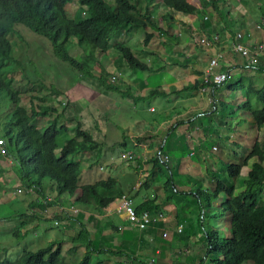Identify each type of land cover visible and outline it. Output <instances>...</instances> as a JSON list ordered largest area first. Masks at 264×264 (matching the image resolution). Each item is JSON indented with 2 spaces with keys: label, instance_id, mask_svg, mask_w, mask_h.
<instances>
[{
  "label": "rangeland",
  "instance_id": "1",
  "mask_svg": "<svg viewBox=\"0 0 264 264\" xmlns=\"http://www.w3.org/2000/svg\"><path fill=\"white\" fill-rule=\"evenodd\" d=\"M106 1L111 6H115L113 0ZM226 1L229 3L236 2V0ZM243 1L253 8L256 5V0ZM149 6L152 7L151 11L154 14L168 13V9L162 0H141L136 4L137 11L140 14H151L149 11ZM230 7L232 10L234 9L233 12H237L236 7L234 8V6L231 5ZM79 8L80 5L78 0H71V2H69L66 7L68 17L74 18ZM207 10L205 11L206 13ZM210 11L211 10L208 12L210 13ZM174 14L183 13L175 12ZM85 16L86 15L84 14L83 17ZM148 23L150 25H154L150 21ZM183 28L179 27V29L185 34V36L183 35L181 38L178 37V34L175 32L174 28L173 30L170 29L167 31L165 36L170 37L169 39L172 41V43L178 45L180 42H183L186 37V29ZM175 29L177 31L176 26ZM136 31L137 35L134 37L135 40L134 38L131 40V46L135 53L140 55L139 59L141 62H144L147 67L150 66L153 68V72L131 68L122 58L121 53L115 48H112L110 55H107V53L102 54L96 47L78 46V40L74 38H72L71 42L68 43V47L72 56L80 60V62H83L86 66H88V68H90V70L97 72L98 74L96 77L102 75L116 87L115 89H107L103 84L97 81L96 78L93 79L87 76L81 77V75L78 74L77 69L71 67L67 63H63L62 60L56 56V54L53 52L52 44L47 38L32 32L20 24L16 25L14 32L8 36L14 48L12 53L14 60L6 66V78L13 80L12 88L19 92L21 99L20 104L24 105L27 108V111L30 112L32 107L30 98L33 97V95H38L42 97V99L37 101V105H40L42 102H44L47 106H53L54 110H52L53 112L51 114V118L53 115H58L60 124L64 122L65 126L68 128L79 124L81 129L88 130L95 139L99 141H107V146L102 149V154L100 156V159H102L104 163L99 165L100 167L98 168L89 170L88 175L85 174L84 179L81 178V184L91 183L93 182V179L105 177L106 175L118 178V180L123 183V178H126L125 175L130 173L132 175H136L135 172L139 165L143 167L145 164H147L140 161V159H149L147 157V143L151 142V134H149L151 133V129L153 130V128L150 127L151 124L158 133L163 134V132H165V136H162V138H166L168 144L164 150L167 152V155L169 154L171 157V163H174V160L177 156L178 158L182 159V151H185L188 144L189 146L186 149V152H188L190 146H196L195 144L198 143V145L195 147V156L191 158L193 161L191 164L195 168L198 167V171L200 172V177L198 176V179L201 180L202 191L209 193L214 189L213 177H216L217 174L212 170L215 168V161L220 162L219 166L216 165V172L221 171L222 173L219 174L217 178H223V181L228 187L234 185L236 187V192L243 190L245 186L241 184V180L248 178V170H250V167H246L242 170L240 176L241 178L239 179H231L228 176L227 170L223 169V162H226L225 157L228 156H231L234 161H239L234 158L235 144L227 142L224 136L220 137L219 135H214L213 133L202 134L200 132L202 127L199 125L200 122L204 124H208L210 122L207 116H201L195 119L194 123H197L195 125H197L198 129V133L196 132L195 134L196 140H194L197 141L196 143H194L193 140L189 141L190 139L187 140L185 138V141H181V145L183 146L182 148L178 149L177 152H169V149L172 150L176 145V128L175 125L171 126V124L176 121H180L181 118L179 116V111L183 112V109H189L192 104L196 105L201 103H203V110H205L208 106V100L209 102L212 100L210 103L211 108L213 101L215 99L219 100V90L225 88L228 82L231 84L234 83V76H231V78H229L230 81L228 80L221 88L215 91L212 99L210 94H201L199 90H197V92L189 90L185 92L184 95L175 94L173 89H178L184 85V83L175 84L177 72L183 73L182 78L186 76V71L189 72L188 68L185 72L184 69L181 68L187 67L190 64V60L186 57L184 47L179 45L177 46V49L171 51L173 49L172 43H163L164 38L160 35H155V33L150 29L138 28ZM122 34L123 32H121L120 35L115 38L112 43L113 45L121 44V39L118 38ZM129 35H131V33ZM148 35H151L150 40L145 41ZM123 36H121V38ZM199 36L196 37V42L199 39ZM149 41L151 42L148 44ZM215 49L216 47L214 45L210 47V50L213 52ZM174 51L181 53V55H178L177 52ZM171 56H178L179 58ZM206 56L207 55H201V59L203 60L201 63V68L206 67L208 64L209 56ZM160 60L163 65L156 66ZM171 64L179 66H171ZM162 72H165V76L161 74ZM113 75L116 76L115 79L112 78ZM150 88H158L159 90L166 91V93L162 95L154 94L151 92ZM144 90L149 91L146 96H144L142 93ZM163 95H165V97ZM134 97H141L144 99L141 100ZM225 98H227L226 102L229 104L232 102V98L227 97L226 94ZM151 105L156 107V111H151L150 108L153 107ZM236 105L237 103H235V106ZM230 108L231 107H229V109ZM10 109L11 103L6 93L0 94V137L4 138L5 140L6 138L3 136V127L4 125H12V123L9 122ZM220 109L222 110V108ZM217 116H219L220 119L217 118ZM250 119H252V117ZM48 120L49 119H47L46 116H40L34 119V123H37L40 127L48 126ZM220 120L222 122H229L230 120L232 121V118L229 114L225 116L222 114H215V121L219 122ZM168 121L172 122L168 123ZM249 124L254 125L253 119L249 122ZM215 128L216 127H213L212 130H215ZM233 128L234 125L231 123L229 125V129L225 130L217 128L216 132H219L221 135L225 134V136H227L228 134L232 133V130H234ZM169 130L172 131L171 134H169ZM254 131V129L250 131L253 132L251 133L252 138L255 137ZM261 131L262 130L260 129L258 133L261 134ZM247 132L249 133V131ZM132 133L138 134V136L141 135L140 143H142L138 147V154L134 160H132L130 155H124V152L119 151L120 147L118 146L120 145V142L123 140L124 136H129V141L133 143V140L136 139V136ZM70 135V141L72 142L75 140L74 132L70 131ZM235 139L242 142V139H239V136ZM158 140L159 142L161 141V139ZM253 140L254 139H251L249 142H252ZM66 141L67 140L65 139L64 135L59 137V143L61 145L66 143ZM135 145L138 146L139 144ZM213 145L220 146V150L223 152L222 157L220 155L219 149L216 148L217 151H213L210 148ZM5 147L8 151V154L12 155L7 140ZM58 151L59 149L57 150V154ZM120 152L121 159L118 158ZM217 152H219V154H217ZM89 155V152H87V154L76 155L73 157V160L80 162L83 170H85L87 169V158ZM205 155L208 157L211 156L212 159L210 160L209 158H206ZM0 156V164L3 168H7L6 173H8V175H0L3 177L2 182L5 185V190L3 189L0 191V204L8 203L9 201L14 202V207L11 208V213L9 208L1 209L0 213L6 217H16V215L19 213L25 214L27 210L26 203H22V200L34 195L35 189L37 188L26 190L22 184L19 185L18 183L20 177L18 173H16V171H14L12 168L13 162L11 157L2 155ZM183 156L184 161L186 163H190V160L186 158V155ZM216 158H219V160H216ZM150 160L151 159H149V161ZM170 162L168 165H171ZM194 162L199 163V166H197V164ZM141 163L143 165H141ZM155 173L157 174L156 171ZM148 178H150V176L147 177V180ZM147 182L150 183V181ZM42 183L43 190L47 195H53L54 198L59 197L58 193L56 192L55 185L50 180L44 179ZM163 189V184L156 186V191L160 190L163 196H172L171 192H164ZM31 193L32 195H30ZM77 193L79 194L80 190H78ZM221 194L222 195L217 197L215 200L212 199V203L210 205H207L203 197H199L201 203H199L197 200L198 197H189L185 199V202L187 203L184 204V214H182L181 211H179L178 214L173 213L174 211L169 214L173 217L180 215L179 219L182 218V220H185L186 228L185 232L183 233L177 232V223H171L170 220H166L167 212H164L165 218L160 222L164 221L168 229L172 231L170 236L171 243H163V245L167 248L166 255L168 260L165 261L166 264H183V262H187L189 264H211L210 257L207 254L208 245L206 230L217 231L221 239L229 238L232 234L230 215L228 212L224 211V206L222 203V199L225 197V194ZM146 195L152 198L153 192L148 193L146 190L142 189L139 194L136 191L132 193V200L134 201L135 208H140ZM50 198L51 202L55 200L53 197ZM63 198L69 199V196L65 194L63 195ZM176 199L177 198L173 200ZM224 202L227 203V201ZM115 204H117L118 207L120 205V199L117 200ZM51 207L52 206H49V209L42 212L38 211V215L42 218H24L23 220L26 222V225H24V222L21 219L1 220L0 257L8 258L15 262L20 258L23 252L38 251L39 249L46 247L48 242L57 236L60 239L63 238L64 241L61 243L62 254L59 264L80 263L84 254H80V250L78 249L72 250L71 248L68 250L65 245H67L68 236H76L77 231L81 227L79 226L77 220H80L81 224L85 222V220L83 218H78L77 220L73 221L68 220V222L59 215L54 216L57 214L58 204H55V207ZM222 209L223 215L221 214ZM202 214V219H200V215ZM76 215L83 217L82 212H79ZM57 218H61V220ZM123 218L126 220L125 217ZM191 218L193 219L191 223L192 225L189 223ZM57 220L59 221V225L55 224V221ZM124 223L129 224L128 221H124ZM67 226L72 227L68 229ZM131 227L132 229H136L139 232L142 231L138 226L131 225ZM58 228H60V230H58ZM16 230L24 235V237L17 238L14 236ZM108 231L112 233L114 232V229L110 227ZM131 246L132 245H125L124 247L126 251H122L129 252V254H124V257L119 256L118 254H113L112 256L118 255V258L116 259L115 257H112L111 260H118L119 264H142L135 258L129 257V255H132L130 254V251L134 252L130 248ZM134 249L136 250L135 247ZM137 252L139 251H136V253ZM149 252L150 251L147 253ZM154 258L156 257L154 256ZM90 261L91 264H96V260H93L92 256ZM143 261L146 264H150L151 258H144ZM155 264H164V258L160 259V261H158V263L156 262ZM243 264L252 263L244 262Z\"/></svg>",
  "mask_w": 264,
  "mask_h": 264
},
{
  "label": "trees",
  "instance_id": "2",
  "mask_svg": "<svg viewBox=\"0 0 264 264\" xmlns=\"http://www.w3.org/2000/svg\"><path fill=\"white\" fill-rule=\"evenodd\" d=\"M113 1L115 3L114 7L108 4L106 0H81L80 4L86 7L85 11L88 16L86 18L81 16L84 12L81 7L74 18H69L65 7L70 0H0V94L6 93L11 103L9 122L12 123V125H4L3 136L10 146L13 157L12 168L18 172L19 180L24 189H29L31 186L38 187V190L35 189L34 195L37 196L34 197V200H39L40 196L44 200L46 199L47 194L43 193L42 182L44 179H48L55 185L59 197L66 194L70 198L75 196L76 191L80 190V193L76 195L75 199L71 200L69 205L94 215L101 214L103 210L125 195L122 182L110 175L95 178L91 183H80L81 178L84 179V175H88L89 170L98 168L99 165L104 163L100 156L105 142L97 141L88 130L81 129L79 124L68 128L65 124H59L57 117L51 118L50 115L48 118L47 114L51 111V106H47L44 102L37 105V101L42 99L38 95H33L30 98L32 107L30 112L27 111V108L20 104L19 92L12 88L13 80L6 78L5 68L7 64L14 60L12 55L14 48L8 36L14 32L16 25L20 24L47 38L51 42L56 56L62 62L77 69L81 77L96 78L109 90L116 87L102 75L96 77L97 72L90 70L88 66L70 54L68 42L71 38L77 39L80 46L91 45L103 51L115 48L131 68L147 71V65L136 58L129 47L124 46L122 43L115 45L112 43L121 32L146 28L147 23L145 20L151 21V17L143 16L145 20L139 18L140 14L137 11L136 4L140 0ZM162 2L168 9L167 14L179 12L184 15L196 16L200 20L202 28L205 26L204 24L208 23L204 19L205 11L207 9L211 10L213 14H216L222 20L224 31L227 28L230 30L231 27L235 29L232 32L233 38L236 36L235 26H243L242 23L231 24L230 12L227 10L229 3L226 0H199L200 8H196L186 0H162ZM170 29L173 30V27H170ZM150 37L151 35H148L145 41L150 40ZM258 71L264 72V68L261 67ZM199 87L200 84L194 83L186 90L197 91ZM227 89L232 92L242 91L246 100L240 109H249L245 112L248 113L247 117H252L256 128L260 129L264 126V87L260 91H254L246 86L243 79H240L237 82L228 84ZM221 104L223 105L224 102ZM214 106L217 107L216 104ZM231 111L236 112V109L231 107ZM213 112H216V109ZM40 116H46L49 119L48 126L40 127L37 123H34V119ZM243 119L245 118L243 117ZM70 130L74 132L75 137L72 142L70 141ZM61 135H64L67 140L62 145L59 143ZM58 149L59 155H57ZM220 149L219 152L222 156L223 152ZM235 149L242 156L239 157L238 152L237 154L235 152L234 158L239 160L238 162L234 161L231 156L225 157L226 162H223V169L227 170L231 179H239L244 167L249 166L251 161L253 162L249 166L248 178L241 180V184L245 186L243 190L236 192L234 185L228 187L223 178L217 177H213L214 189L209 193L202 191L201 187L191 188L193 197H203L207 205L212 203V199L215 200L222 195L221 193L225 194L222 203L224 211L230 215L232 234L229 238L221 239L217 231L206 230L207 254L210 257L211 264H243L244 262L264 264V137L257 139L252 145L235 144ZM131 150L134 151V154H138V149L133 144L130 146L128 141L120 143L121 152ZM87 152L90 154L87 158L88 170H83L80 162L73 160V157L87 154ZM118 158L121 159V154ZM150 164H152L153 173L157 172L158 179L163 184L164 192L172 193V196L165 195L164 204L180 196L181 193H178L175 187L176 180L171 165H164L155 157L151 158ZM4 174L5 168L0 164V175ZM2 179L3 177L0 176V191L5 190ZM147 181L150 180L143 182L139 188L148 191L151 185ZM153 181L155 182V180ZM59 197L55 198L56 201H49L46 204L59 203ZM27 199L22 200V203ZM224 201H227V203ZM46 204H43V206L46 207ZM164 204H158L155 198H149L142 203L138 210L147 209L153 212H164ZM61 206L67 205L63 204ZM13 207L14 202L12 201L0 204V212L1 209L9 208L11 213ZM29 212L30 208H27L25 214L19 213L16 217H6L0 213V220L21 219L24 221V218L29 217ZM221 214L223 215V209ZM58 215L65 220H67V217H72L68 211H58ZM15 236L17 238L24 237L18 230H16ZM62 241L63 238L60 239L56 236L48 242L46 247L38 251L23 252L15 262L0 257V264H57L62 254ZM70 241H72V250L80 247L84 248L83 259L78 264H91L92 253L98 252L92 249V242L86 227L81 226L76 236H71ZM108 253L110 255L117 254L116 252Z\"/></svg>",
  "mask_w": 264,
  "mask_h": 264
},
{
  "label": "crops",
  "instance_id": "3",
  "mask_svg": "<svg viewBox=\"0 0 264 264\" xmlns=\"http://www.w3.org/2000/svg\"><path fill=\"white\" fill-rule=\"evenodd\" d=\"M186 1L188 3H190L191 5L195 6L196 8H200L199 0H186ZM255 4L256 5L253 8L249 5H246V2L243 0H236L235 3L230 2L228 4L229 6L227 7V10L230 12V16H231V24H235V23L236 24H241V23L243 24V26H240V25L235 26L236 27L235 34H237L238 32H242V34L244 36L243 42L246 44H251V45H256L257 43L264 41V24L261 25V23H260V19L264 18V14H262V12H264V0H256ZM230 5L234 6V8L235 7L237 8L236 13H235V11L233 12L234 9L232 10ZM151 10H152V7H151ZM208 11L209 10H207V13L205 14V17L208 18V20H207L208 23L204 24L205 26L203 28L201 27L200 20L196 16H192V15H188V16L184 15L183 16V14H154L153 13V14H140V16H139V18L141 20H145V18L143 16H146V17L150 16L151 17L150 22L153 23L154 25H150L148 23L149 21L145 20L147 23L146 29H150L151 31H153L155 33V35H160L161 37H163L164 38L163 43H168V44L172 43V41L169 39L170 37L165 36V33L170 30V27H173L175 32H177V34L179 32H182L184 36H185L184 32L181 31L179 29V27H182V28L184 27L183 29H186L185 40L183 42H180L178 45H175L172 43L173 49L171 51L177 49V46H179V45H182L184 47L186 57L190 60V64L187 67H181V66L180 67L184 69V72L188 68L189 72L186 71L187 72L186 76L183 78H182L183 73L177 72L176 77H175L176 78L175 84L176 83H181V84L184 83V85L179 87L178 89H173V91L175 92V94H179V95L183 94L184 95L185 92H187L186 88H188L191 84L198 83V85H199L200 84V76H201L202 71L204 69V67L201 68V63L203 62V60L201 59V55H207L206 57H208V56L210 57L216 51H224L225 52V63L226 64L237 65L236 68L233 70V72L230 75V78H231V76H234V82H237L238 80L243 79L246 86L249 89L254 90V91H260L264 87V72H261L258 70L246 71V70H243L241 68V63L244 62V59L241 57V55H239L238 53H235L231 49V45L233 46V44L235 42V37H236V36L234 38L232 37V32L234 31V28L231 27L230 30H229V28H227L224 31V28H223L224 24H223L222 20L220 19V17H217L216 14H213L211 11L209 13ZM170 16H171V18H170ZM175 26L177 27V31L175 29ZM130 33H131V35H129ZM203 34H219L220 36H222L224 38L226 43L222 42L221 45L219 47H216L215 51L213 52L209 48L202 47L196 43V37L199 35L201 36ZM136 35H137L136 30L124 31L123 34L121 35L123 37L121 38V36H120L118 39H121V43L124 46L129 47L132 50V52L136 58H140V55L136 54L135 51L133 50L132 46H131V40ZM227 37H229V41L226 39ZM134 40H135V38H134ZM248 42H250V43H248ZM174 52H177V51H174ZM110 53H111V50H109L107 52V55H110ZM177 54L181 55V53H179V52H177ZM171 57L179 58L178 56H171ZM262 59H263V63L261 64V67L264 68V56L262 57ZM162 65L163 64H162L161 60H160V62H158V64H156V66H162ZM171 66H179V65L171 64ZM148 68L149 69L147 71H151V72L154 71V69L151 68L150 66H148ZM161 74L163 76H165V72H162ZM189 82H191V83H189ZM227 84H231V83L228 82ZM227 84H226L225 88L219 90L220 91L219 100H216L214 98L215 99L214 103H217L216 105H219V106L215 107L216 112H213L212 109L210 108L209 100H208L207 109H205V110H203V103H201V104H196V105L192 104V106L189 109H183V112L179 111L180 112L179 116L181 118L180 121H176V122L171 124V126L175 125V128H176V133H177L176 145L174 146V148L172 150L169 149V152H171V151L177 152L178 149L182 148L183 146L181 145V141H185V138L187 140L190 139L189 141L196 140L195 134H196L198 129H197V125H195L197 123H194V122H195V119L197 117H201V116H207L210 120V122L208 124H204V123L200 122L199 126L202 127V129L200 130V132L202 134L213 133L214 135H219L220 137L224 136L226 138V141L230 142L232 144L233 143H235V144L241 143V144H246V145H252L257 139H261L262 137H264V126H262L260 128L262 131H261V134H259L258 131L260 129L256 128L254 125L248 124L251 121V119H250V117H247L248 113H246L245 111H249V109L248 110H241L240 109L241 105L246 100V97L244 96L242 91H237V92L229 91L227 89ZM156 89L152 88L151 92L156 90L154 92V94H158V95H162V94L166 93V91L159 90L158 88H156ZM195 92H197V91H195ZM142 93L144 96H146L149 93V91L144 90V91H142ZM225 94L227 95V97L232 98L231 99L232 102L230 104L228 102H226L227 98H225ZM163 96L165 97V95H163ZM134 98H139V97H134ZM139 99L142 100V98H139ZM222 102H224L223 105L221 104ZM235 103H237L236 106H235ZM151 106H153V105H151ZM229 107L235 108L236 112H232L231 108L229 109ZM220 108H222V110ZM50 110L51 111H49V114H47L48 118L52 114V112H53L52 110H54L53 106L50 107ZM244 113H246V115H244ZM199 114H201V115H199ZM215 114H222L223 116L229 114V115H231L232 121L230 120L229 122H222L220 120L219 122H217V121H215ZM59 115H61V114H59ZM56 117H57V120L59 122L58 115L52 116V118H56ZM243 117L245 119H243ZM246 117L248 118L249 122L246 120ZM217 118L220 119L219 116H217ZM170 122H172V121H168V123H170ZM231 123L234 125V128H233L234 130H232L231 134H228L227 136H225V134L221 135V134H219V132H216L217 128L225 129V130L229 129V125ZM61 124H64V122ZM43 127H45V126H43ZM150 127L153 128V130L151 129V131H150L151 133H149V134H151V136H150L151 142L147 143V154H148L147 157L149 159L154 157V152L162 144H164V149H165L166 145L168 144V141L166 140V138H162V136H165V132H163V134H160L154 129L153 125L150 124ZM213 127H216L215 130H212ZM252 129L255 130L254 135H255L256 139H255V137L254 138L251 137V133H253V132H250V131ZM204 130H205V132H204ZM246 130L249 131V133ZM70 131H69V135H70ZM71 132H73V131H71ZM171 132L172 131L169 130V134H171ZM132 134H135V133H132ZM132 134H131V136H132ZM210 135H212V134H210ZM135 136H136V139L133 140V143H131L129 141V136H124L123 140L120 143H122L123 141H128L130 146L133 144V146L138 149L140 144H142V143H140L141 135L138 136V134H135ZM238 136H239V139H242V142L235 139ZM125 137H126V139H124ZM158 139H161V141L159 142ZM198 139H200V138H198ZM251 139H254V140L252 142H249ZM97 141H99V140H97ZM100 142H105L104 148H105V146H107L106 145L107 141H100ZM196 142L197 141H194V143H196ZM177 143H179V144H177ZM187 143H189V142H187ZM135 144H139V145L137 146ZM195 145L197 146L198 143ZM118 146L120 147V145H118ZM188 146H189V144L187 145L186 149L188 148ZM196 146H194V145L190 146L188 152H186V149H185V151H182L181 158L183 160L178 158V156H177L174 160V163L170 162L171 168H173V170H174L173 173H174L175 180H176L175 187H176L178 193L179 192L181 193L180 196L175 197V198H177L176 200L172 199V201H170L169 203L164 204L165 203V196L162 195V192H160V190L156 191V186L161 185L162 183H160V181L158 179V175L156 173H153L152 165L150 164L149 159L148 160L140 159V161H142L143 163H147V164H145L143 167H141L139 165L138 169H136V172H135L136 175H132L131 173L128 175H125L126 178H123L124 182L122 183L124 193L130 195V198L132 199V193L135 192L134 187L136 186V188H135L136 192H138V191L141 192L142 189L139 188L140 186H138V184L140 182H142V183L146 182L147 177L150 176V178H148V179L150 180L151 187L147 192L148 193L153 192L152 198H155L157 200L158 204H162V205L164 204V206H163L164 212L165 211L167 212L166 220H170L171 223H177L176 224L177 227L179 225H183V230L181 233L185 232V228H186L185 220H182V218L179 219L180 215H178L177 217H173L172 215H169V214L172 211H174L173 213H177V214L179 213V211H181L182 214H184V212H183L184 204L187 203V202H185L186 201L185 199H187L189 197L193 198L191 188L201 187V180L198 179V176L200 177V172L198 171V167L195 168L191 164L193 162L191 158L195 156V147ZM210 148L213 151H217L216 148L220 149V146L213 145ZM238 148H240V146H238ZM235 152L237 154L238 151L235 149ZM120 154H121V152H120ZM144 154H145V152H144ZM166 154H167V152H166ZM217 154H219V152H217ZM183 155H186V158H188L190 160V163H186L184 161ZM237 155L239 157L242 156V154H240V152H238ZM205 157L209 158L210 160L212 159L211 156L208 157L205 155ZM216 160H219V158H216ZM140 161H139V163H140ZM194 163H196L197 166H199V163H197V162H194ZM252 163L253 162L251 161L249 166ZM141 165H143V164L141 163ZM216 165L219 166L220 162L215 161V165H214L215 168H213V170H212L214 173L217 174L216 175V177H217V176H219V174H222V173H221V171L216 172V168H217ZM249 166H247V167H249ZM14 171H16V170L14 169ZM6 172H7V168H5V174L8 175V173H6ZM16 173H18V172L16 171ZM153 180H155V182ZM18 184H21L20 180H19ZM152 185H153V187H152ZM43 193H45L44 190H43ZM76 195H78L77 191H76L75 196L70 197L69 199H65V198H63V196H61V197H59V203H56V205L58 204V207H60L61 205L65 204L67 206H62V207H68L69 208L71 206L68 204H70L71 200L75 199ZM35 196H37V195H32L30 197H27L28 199L24 202V203H26V209L30 208V212L28 213L29 217L40 218L41 216L38 215V211L39 212L45 211V210L49 209V206L55 207V204L54 205H49V204L47 205L46 204V207L43 206V204H45L46 202L51 201L50 197L54 198L53 195H47L45 200L42 198V196H40L39 198L41 199V201H40V199L34 200ZM149 198L150 197L148 195H146L144 197V201H146ZM42 199H43V201H42ZM197 200L199 201V203H201L200 198H197ZM55 201H56V199H55ZM115 203H113L111 205L112 207L109 206L107 209L103 210L102 213L99 215H94V214L89 213V212H83L80 209H78L77 207L73 206L74 208H77L79 210V212L83 213V217H74L73 216L71 218H67V221L68 220L73 221V219L77 220L78 218H81V219L83 218L85 220V222H83L82 224H81L80 220H77V222H78L79 226H85L86 227L90 241L92 242V249L95 252H98V253H92V255H91L92 259L96 260V264H119L118 260L112 261L111 258L115 257L117 259L118 255L124 257L125 256L124 254H126V253L129 254V252H122L123 250L126 251L125 247H124L125 245H132L130 248L134 252L130 251V254H132V255H129V256L131 258H135L137 261L141 262L142 264H146L143 261L144 258H153L154 256H156L157 251H160V255L158 256L156 262L158 263V261H160V259L164 258V264H166L165 261L168 260V257L166 255L167 254V251H166L167 248L163 245V243H171L170 236L172 234V231H170L168 229L165 222L164 221L159 222L155 226L150 227L147 230H142L139 232L136 229H132L131 225H129L130 223L129 224L124 223V221H126V220L123 217H125V216L122 213H119L117 211L118 207H117V204H115ZM54 216H57V214H55ZM1 220H3V219H1ZM59 220H61V219H59ZM192 221H193V219L191 218L189 223L191 224ZM23 222H24V225H26V222L25 221H23ZM71 227L72 226H67L68 229H70ZM110 227L112 229H114V232L110 233L108 231V229ZM176 230H177V228H176ZM165 231L168 232L167 236L163 235V233ZM14 236H15V233H14ZM71 236H68V239H67L68 242H67V245H65L68 248V250L73 248L72 241H70ZM63 242L64 241H62V243ZM133 243L135 245L136 250L134 249ZM78 250H80L79 251L80 254H82V255L84 254V248L80 247V248H78ZM136 251H139V252L136 253ZM148 251H150V252L147 253ZM108 252H116L118 255L112 256ZM97 256L99 259L97 258ZM60 261H61V255L57 261V264H59ZM183 264H189V263L183 262Z\"/></svg>",
  "mask_w": 264,
  "mask_h": 264
},
{
  "label": "built area",
  "instance_id": "4",
  "mask_svg": "<svg viewBox=\"0 0 264 264\" xmlns=\"http://www.w3.org/2000/svg\"><path fill=\"white\" fill-rule=\"evenodd\" d=\"M205 20L208 18L205 17ZM178 37H183V33L179 32ZM243 38L242 33H237L236 41L233 46L231 45L232 51L238 53L244 59L243 65L241 68L246 71H254L257 70L261 66V58L264 56V41L257 43L256 45L246 44L241 41ZM229 41V37L226 38ZM200 46L209 48L211 46L219 47L222 42H225L224 38L219 34H203L197 40ZM226 43V42H225ZM235 64H226L225 63V52L224 51H216L213 55L209 57L208 64L204 67L202 74L200 76V87L199 92L201 94H210L212 97L215 94V91L221 88L230 78L231 73L236 68ZM113 79L116 78L115 75L112 76ZM151 111H156V107L150 108ZM201 115V114H199ZM0 144H3L2 139H0ZM164 144H162L155 151V158H157L160 163L166 165L170 161L169 155L163 149ZM4 152V149H2ZM124 155H130L132 160L135 159L136 154L134 151L124 152ZM142 182L138 184L141 186ZM136 186L134 187V189ZM60 211H65L64 208H61ZM73 213L76 214L77 210L72 209ZM119 213H122L126 220L132 226H138L141 230H147L148 228L154 226L156 223L164 220L165 214L164 212H153L149 210L139 211L134 206V201L130 198V195L125 194L120 198V205L118 206ZM59 224V223H56ZM183 225H179L177 227L178 232H182ZM164 236L168 235V232L163 233ZM160 255V251H157L156 258H151L150 264H155L156 259Z\"/></svg>",
  "mask_w": 264,
  "mask_h": 264
},
{
  "label": "clouds",
  "instance_id": "5",
  "mask_svg": "<svg viewBox=\"0 0 264 264\" xmlns=\"http://www.w3.org/2000/svg\"><path fill=\"white\" fill-rule=\"evenodd\" d=\"M80 1H81V0H78L79 5H80V8L82 7L83 10H84V12H83V14H82L81 16L83 17V15L85 14L86 16H85L84 18H86V17L88 16V15H87V12L85 11V10H86V7H83V6L80 4ZM140 1H141V0H140ZM70 2H71V0H70ZM67 5H68V4H67ZM67 5H66V7H67ZM66 7H65V8H66ZM166 8H167V7H166ZM149 11L151 12V14H153V12L151 11V6H149ZM139 14H140V13H139ZM147 14H148V13H147ZM67 16H68V15H67ZM207 20H208V19H207ZM207 20H206V21H207ZM260 23H261V25L264 24V18H261V19H260ZM238 33H242V32H238ZM242 35H243V34H242ZM236 36H237V34H236ZM199 37H200V36H199ZM243 38H244V36H243ZM243 38H241V41H242V42H243ZM71 39H72V38H71ZM71 39H70V42H71ZM74 39H75V38H74ZM235 41H236V37H235ZM68 43H69V42H68ZM196 43L199 45L198 42H196ZM243 43H244V42H243ZM75 44H76V43H75ZM76 45H77V44H76ZM78 46H80V45L78 44ZM85 46H91V45H84V46H80V47H85ZM91 47H95V46H91ZM68 48H69V47H68ZM97 49H98V48H97ZM111 49H112V48H111ZM111 49H109V50H111ZM98 50H100V49H98ZM109 50H108V51H109ZM108 51L100 50V52H101L102 54L107 53ZM69 52H70V50H69ZM70 54H71V52H70ZM73 57H74V56H73ZM241 57H242V56H241ZM63 63H64V62H63ZM243 63H244V62H242L241 65H243ZM261 64H262V58H261ZM260 67H261V66H260ZM260 67H259V68H260ZM259 68H258V69H259ZM258 69H257V70H258ZM5 70H6V68H5ZM6 71H7V70H6ZM254 71H255V70H254ZM213 96H214V95H213ZM211 99H212V97H211ZM213 99H214V98H213ZM211 102H212V100H211ZM211 102H210V103H211ZM215 104H216V103H214V101H213V104H212V107H211L212 111L215 110V107H216V106H214ZM0 139H2V141H3V144H0V148H1L0 155H2V156H7V157H11V159H12V161H13V157H12V155H9V154H8V151H7L6 147H5L6 140H5L4 138H2V137H0ZM214 148H215V147H214ZM2 149H4V152H2ZM163 149H164V147H163ZM164 151H165V150H164ZM169 157H170V156H169ZM169 162H170V161H169ZM166 165H167V164H166ZM244 168H245V167H244ZM142 184H143V183H142ZM33 188H37V189H38V187H34V186H33V187L31 186L29 189H33ZM29 189H26V190H29ZM134 190L136 191V189H134ZM46 203H47V202H46ZM46 203H45V204H46ZM61 208H64L65 211H68L69 214H70L72 217H73V216H74V217L77 216L76 214L79 213V210H78L77 208H74L73 206H71V207H69V208H68V207H62V206L57 207V209H58L57 212L60 211ZM72 209H76V210H77V213L74 214L73 211H72ZM202 216H203V214L200 215V219H202ZM56 223H59V221H55V224H56ZM158 223H159V222H158ZM156 224H157V223H156ZM156 224H155V225H156ZM56 225H59V224H56ZM155 225H154V226H155ZM152 227H153V226H152Z\"/></svg>",
  "mask_w": 264,
  "mask_h": 264
}]
</instances>
